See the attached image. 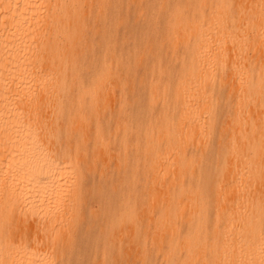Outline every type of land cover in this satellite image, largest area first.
<instances>
[{"label":"bare ground","instance_id":"1","mask_svg":"<svg viewBox=\"0 0 264 264\" xmlns=\"http://www.w3.org/2000/svg\"><path fill=\"white\" fill-rule=\"evenodd\" d=\"M0 264H264V0H0Z\"/></svg>","mask_w":264,"mask_h":264}]
</instances>
